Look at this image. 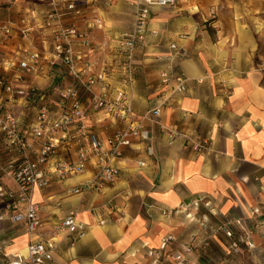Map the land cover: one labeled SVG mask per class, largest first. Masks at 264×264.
Wrapping results in <instances>:
<instances>
[{
	"label": "crops",
	"instance_id": "1",
	"mask_svg": "<svg viewBox=\"0 0 264 264\" xmlns=\"http://www.w3.org/2000/svg\"><path fill=\"white\" fill-rule=\"evenodd\" d=\"M36 1L0 0V22H20ZM82 1L103 16L105 28L95 32L96 40L109 43L135 28L143 6L139 0ZM144 40L135 51L137 74L127 92L137 119L153 132L154 149L147 148L150 141L123 148L114 162L116 181L101 190L83 187L96 171L92 163L84 174L37 187L33 201L40 206L43 226L36 236L9 219L0 222V239L11 242V251L50 238L54 224L72 210L78 211L86 232L75 240L59 236L52 264H176L174 252L185 245L195 247L186 254L189 264H207L204 254L212 245L237 254L252 253V243L264 248L261 235L252 234L254 222H264V0H179L176 8L152 6ZM28 47L16 31L5 55L14 57L17 49ZM75 49L85 51L80 43ZM171 67L186 79L184 94L172 93L174 82L162 84V72ZM60 79L52 74L28 80L47 88ZM122 79L118 68L107 88L97 91L115 97ZM164 96L169 102L161 115L145 118ZM87 110V123L101 140L122 126L97 116L88 103ZM165 128L196 131L210 139V149L196 154L182 141L172 142ZM3 151L4 161L19 158ZM59 155L76 160L77 146H64ZM4 182L16 188L12 180ZM190 208L200 212L199 219L191 218ZM4 211L0 201V214ZM229 228L234 239L228 248ZM170 235L174 240L164 245Z\"/></svg>",
	"mask_w": 264,
	"mask_h": 264
},
{
	"label": "built area",
	"instance_id": "2",
	"mask_svg": "<svg viewBox=\"0 0 264 264\" xmlns=\"http://www.w3.org/2000/svg\"><path fill=\"white\" fill-rule=\"evenodd\" d=\"M137 3L143 6L136 15L135 28L114 43L96 40L95 32L104 28V18L82 0H37L20 15V22H0V201L5 210L0 222L9 219L25 227L28 235L36 236L43 226L40 206L33 201L37 187L49 188L54 180L64 182L84 174L92 163L96 171L83 187L101 190L116 181L119 171L114 162L122 156L123 148L136 141H150L147 148L154 149L153 132L145 127L143 119H137L127 89L136 79L135 51L144 40L150 8H176L179 0ZM16 31L29 47L17 49L14 57H6V47ZM76 43L85 51H76ZM171 47L177 48L175 44ZM118 68L124 79L116 96L97 91L98 86L108 84ZM173 70L162 72V84L174 82L172 93H181L186 90V79ZM52 74L61 79L47 88L28 80ZM168 102L162 97L145 118L160 116ZM87 103L97 116L103 115L122 126L101 140L87 123ZM163 132L172 142L180 140L196 154L205 153L211 146L210 139L196 131L165 128ZM70 145L77 146L76 160L59 155L62 147ZM4 149L19 158L4 161ZM5 178L12 180L16 188H9ZM85 232L86 225L79 219L78 211L72 210L54 224L50 238L30 240L25 254L11 251V242L0 239V264H52L59 236L75 240ZM225 234L234 238L230 228ZM173 240V236H168L164 245ZM194 250V245H185L174 252L176 264H189L188 255Z\"/></svg>",
	"mask_w": 264,
	"mask_h": 264
},
{
	"label": "rangeland",
	"instance_id": "3",
	"mask_svg": "<svg viewBox=\"0 0 264 264\" xmlns=\"http://www.w3.org/2000/svg\"><path fill=\"white\" fill-rule=\"evenodd\" d=\"M104 28H105V26H104ZM104 28L100 31H103ZM144 36H146V30H145ZM144 39H145V37H144ZM143 41H145V40H143ZM176 47H177V45H176ZM172 69H174L173 71H177V67L176 68L171 67L169 70H172ZM185 91L186 90H183V92L178 93V94H184ZM254 214L257 215L256 212H254ZM189 215H191L192 219L195 216H197V219H199V216H201L200 212L196 215L195 211L191 210V208L189 209ZM256 215H253V216H256ZM258 222H260V221H258ZM258 222H254L255 224H254V229L252 230V234L253 233L259 234V235H261V237L264 240V234H262L263 231H261V230H264V222H262V224L260 223L259 225H257ZM233 239L234 238L228 239L229 242H228V244L226 243V246L228 248H229L231 240H233ZM259 241L261 242V240H259ZM206 243L207 242H205V245H208ZM18 244H22V242L19 241ZM252 245H254V244L252 243ZM252 245L250 246V248L255 247L254 250L258 249L257 250V251H259L258 253L254 252V250H251L252 253H250V254L249 253L237 254L233 250L231 253H229V252H227V250H223L219 246V244H217V247L212 245L211 251H217L218 253H213L211 251H208L206 254H204V258H205V261L207 262V264H264V248H260L261 246L256 247V245H254V246H252ZM231 246L235 247L234 245H231ZM208 248H210V246ZM189 263H190V261H189Z\"/></svg>",
	"mask_w": 264,
	"mask_h": 264
},
{
	"label": "bare ground",
	"instance_id": "4",
	"mask_svg": "<svg viewBox=\"0 0 264 264\" xmlns=\"http://www.w3.org/2000/svg\"><path fill=\"white\" fill-rule=\"evenodd\" d=\"M17 246H15L14 248H16ZM18 251H20V253H22V254H25L26 253V247L25 246H23V247H20V248H18Z\"/></svg>",
	"mask_w": 264,
	"mask_h": 264
}]
</instances>
